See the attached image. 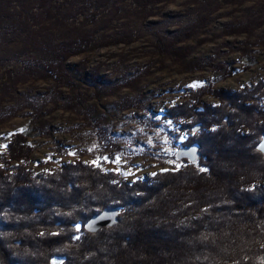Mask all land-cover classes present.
<instances>
[{
	"label": "trees",
	"instance_id": "obj_1",
	"mask_svg": "<svg viewBox=\"0 0 264 264\" xmlns=\"http://www.w3.org/2000/svg\"><path fill=\"white\" fill-rule=\"evenodd\" d=\"M173 1L0 0V42L15 37L61 59L18 60L0 53V125L23 111L28 119L0 153V264H264V187L257 185L264 181V156L257 150L264 138V80L235 92L214 90V83L233 75L231 65L190 57L183 46L209 26L218 9L248 0H188L190 21L183 26L171 31L142 26ZM243 12L220 33L245 36L240 52L251 65V47L264 49V7ZM142 30L152 57L145 67L133 73L114 68L118 77L105 83L89 74L104 95L135 92L121 97L116 110L141 109L139 84L156 63L169 60L186 72L206 69L211 76L162 116L187 128L182 146L198 147L197 162L178 161L173 152L170 170L129 184L101 164L140 155L95 118L64 63L110 45H130ZM38 81L49 85L43 93L19 91ZM204 95L218 103L203 104ZM57 109L79 114L75 128L90 141L81 151L89 163L75 160L33 175L26 169L33 153L29 139L49 135L47 117ZM137 122L156 129L148 116ZM115 207L122 212L114 225L93 234L84 230L90 216Z\"/></svg>",
	"mask_w": 264,
	"mask_h": 264
},
{
	"label": "rangeland",
	"instance_id": "obj_2",
	"mask_svg": "<svg viewBox=\"0 0 264 264\" xmlns=\"http://www.w3.org/2000/svg\"><path fill=\"white\" fill-rule=\"evenodd\" d=\"M188 0H174L171 3L163 4L157 8L155 15L150 17L142 26L153 27V29L171 31L176 27L183 26L190 21L187 10ZM217 2H220L216 0ZM216 2V3H217ZM264 7V0H248L241 6H223L212 15L211 22L203 32L191 37L183 43V46L190 48V57L207 56L220 63L230 64L232 76L229 79L214 83V90L239 91L243 86L249 87L258 80H264V49L260 46L251 47L252 64L249 65L245 56L240 52L245 36H222L220 29L231 22H239L243 16V9L249 7L255 12ZM137 25V24H136ZM141 26V27H142ZM257 32L254 36H257ZM250 39L251 43L256 39ZM148 34L142 30L139 38L130 45L107 46L91 54H81L67 60L64 63L68 69L73 83L87 99V106L94 112L95 118L104 126H107L112 133H116L127 139L130 145L129 151L140 155L133 158L117 156L114 163L104 161L101 164L102 170L106 172L120 173L122 180L127 183L141 181L144 177H151L157 171L171 169L172 153L181 148L189 137V131L180 128L171 121L162 120L164 111L184 102L189 90L200 88L210 78L209 72L204 69L201 72L184 71L177 62L164 61L163 64L156 63L149 67L146 76L139 84L141 109L128 111L116 110L115 104L121 97H131L135 92L122 90L112 96L104 95L102 89L91 81L90 73H97V80L105 83L118 77L119 71L114 68H124L128 73L134 69L145 67L152 57L148 51ZM0 53L6 58L15 57L18 60L25 58L43 60L44 62H59L61 59L57 54H50L43 50L31 48L30 45L13 37L7 42H0ZM147 53V54H146ZM85 61L82 69L81 61ZM78 67V68H77ZM48 84L42 81L38 83H27L19 91L28 90L31 96L43 93ZM200 101L207 106H214L218 101L211 96H202ZM150 117L154 120L156 129L143 128L138 124L142 118ZM80 116L73 111L57 109L47 117L51 123L52 131L49 135H36L29 139L32 156L27 162L26 169L33 175H41L60 168L64 163H72L79 160L83 164L89 163L88 156H82V148L89 144L86 138L81 139L80 134L84 131L76 129ZM27 115L23 111L3 125H0V153H5L4 146L12 134L27 126ZM132 139H128L131 137ZM1 138H4L1 140ZM130 140V141H129ZM174 143L175 147H170ZM198 155V154H197ZM199 157V156H198ZM177 158V157H176ZM178 161H181L177 159ZM187 160V159H186ZM198 160V159H197ZM197 162V161H196ZM194 162V163H196ZM17 164L9 165V167ZM178 165L175 166V168ZM257 185L264 187V181L257 182Z\"/></svg>",
	"mask_w": 264,
	"mask_h": 264
},
{
	"label": "water",
	"instance_id": "obj_3",
	"mask_svg": "<svg viewBox=\"0 0 264 264\" xmlns=\"http://www.w3.org/2000/svg\"><path fill=\"white\" fill-rule=\"evenodd\" d=\"M257 150L261 155L264 156V138L262 140L257 141ZM198 147L195 145L186 146L176 151L175 155L179 160L187 159L189 162L194 163L197 161ZM122 212V209L119 207H115L112 209H102L100 212L92 215L88 218L87 223L85 224L84 230L89 232L90 234L95 233L100 228L111 227L114 225L116 221L117 215Z\"/></svg>",
	"mask_w": 264,
	"mask_h": 264
}]
</instances>
